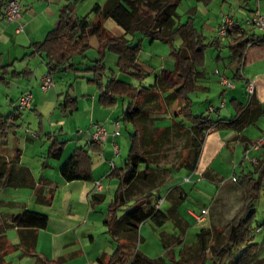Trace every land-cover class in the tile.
<instances>
[{"label":"trees","instance_id":"1","mask_svg":"<svg viewBox=\"0 0 264 264\" xmlns=\"http://www.w3.org/2000/svg\"><path fill=\"white\" fill-rule=\"evenodd\" d=\"M181 1L108 0L104 5H94L88 15L75 18L72 17L73 6L66 5L60 10L56 26L41 42L32 44L33 53L42 56L48 73L55 74L67 68L77 71L74 68V58L85 57L87 51L91 49L90 38L96 37L99 43V57L90 67L84 69L92 73V77L87 78V83L98 87L99 103L105 107L111 108L119 100H128L122 121L124 124H131L134 132L129 135V149L123 166L110 172L120 180V183L109 205V217L105 220L111 235L120 236L118 241L124 240L125 245L116 249L107 263L100 261L101 264H207L209 260L211 264H264V258L253 261L259 245L252 242L253 229L250 226L253 205L264 180V154L257 158L258 162L252 169L247 172L241 171L234 177V181L242 191L243 199L241 207L230 220L225 235H221L215 229L201 227L196 233V240L182 249L178 259L172 254L169 260L162 257L150 258L133 251L140 225L150 220L160 227L167 220V216L160 207L156 208L152 204L157 194L154 191L156 186L152 187L155 188L153 191L135 197L132 196L130 188L138 183L148 187L153 185V171L158 168L157 159L161 153V145L169 144L170 140L168 130L161 131L158 135L157 129L153 128L152 124L147 125L148 110L154 111L158 105L153 107L147 105L149 98L155 97L151 94L155 84L149 87L141 85L145 76L144 70L138 64L141 39L137 43L135 38L147 37L151 41L158 40L169 45L171 54L175 58V68L169 74L171 83L167 87L159 81L157 85L162 90L169 89L170 97L176 102L177 118L187 122L196 136L202 137L213 128L232 127L241 130L248 122V108L243 107L238 109V115L230 122H214L204 114L195 115L191 109L190 95L199 90L198 80L202 77L200 70L205 65L207 48H217L226 43L224 46L229 49L233 59L242 62L248 43L257 38L238 30L231 31L222 38L217 35L216 30V36L206 41V37L195 26L194 8L189 11L190 16L187 21L181 22L176 12ZM195 1L209 6L214 0ZM107 19L113 20L124 34L130 35L131 38H126L124 35L115 36L109 32L104 25ZM176 40H179L178 46ZM256 45H264V40L256 41ZM107 52L116 56L117 71L137 78L138 86L117 80L113 76L103 82L106 71L104 58ZM7 68L8 66L0 62V85H8L4 78ZM253 97L248 102L249 105ZM76 102V99L65 96L56 107L63 113L71 114L77 110ZM21 117L22 111L17 108L7 115L0 114L1 140H4L9 133L15 134L19 128L17 122ZM155 134H157L156 140L153 139ZM61 153L62 143L53 140L47 151L48 158L58 159ZM15 155V158H18V152ZM7 166L9 165L5 158L0 157V186L8 182V179L3 177V171ZM91 167L88 151L79 147L60 167L59 172L66 182L89 181ZM95 201H99L96 195L92 196L91 202ZM48 220L46 214L24 210L21 214L12 216L10 224L0 223V233L6 226L32 230L44 229ZM20 246L25 254L35 260V264H52L51 260L33 251L34 237L21 238ZM163 248L167 249V243L164 241Z\"/></svg>","mask_w":264,"mask_h":264},{"label":"crops","instance_id":"2","mask_svg":"<svg viewBox=\"0 0 264 264\" xmlns=\"http://www.w3.org/2000/svg\"><path fill=\"white\" fill-rule=\"evenodd\" d=\"M19 1L22 4V31L16 32L17 24L8 23L3 18L2 5L4 1L0 0V62L2 65L8 66L6 75L4 76L6 82L8 83L7 86L13 85L14 90L20 91L16 98V101L28 89L30 90L33 96L32 110L38 112L39 107V109L41 110V103L49 101L51 102V104L57 106V103H59V101H61L65 96H68L71 99H76L77 110L71 114H64L73 115L75 112L82 111L85 116L84 120L87 122V124H90L91 121L98 123H106L108 137L107 141L103 145L102 150H100L94 144L91 146L89 136L90 132L88 134L86 133V131H82L81 129H79L78 133L75 136V142L73 146L69 149V155L65 159H62L63 151L65 149L64 143L59 142L56 138L50 140L51 142L53 140H56L57 142L62 143V153L58 159H51L47 157L45 159L43 168L52 169L54 164L50 160L61 159L63 162L59 164L58 169V174L60 176V184H58V182L54 180L51 181L49 176L46 175V172H43V170L40 171L41 175L39 176V178H37L35 175H33L32 171L30 170V168H28V166H24L23 164H21V160L23 159L24 155L18 153V158H15L16 151H8L3 154L4 156H0L2 158H5L7 164L9 165L3 171V177H6L8 179V182L5 185L14 187L16 190L32 187V191L29 194H23V197L25 196V198H21L23 199V201L18 200V202H9L10 205H13V207L16 208L10 210L7 209L0 213L1 224H10L12 216L21 214L24 210L38 212L39 210H37V206L33 205L35 199L36 202L39 204L41 203L51 205L54 202L55 198L54 194L52 195V193H48V190L54 192L58 188H61V190H68V201H70V207L68 212L58 215L57 217H52L51 220L48 216V224L44 229L32 230L20 229L11 226L4 227L0 233V264H35V260L29 255L25 254L20 246L21 238L23 237L28 239L34 237L35 247L33 251L39 254L40 256L51 260L52 264H64L66 261H74L80 258H84L83 264H101L100 261L107 263L113 253H115L116 249H119V247H123L125 245L124 240L118 241L120 236L111 235L108 230V227L105 224V220L109 217V206L108 212L105 215V219L103 221V226H105L106 228L105 233L110 235L111 241L105 240L103 248L94 249V252L91 253L87 250H91L89 246L90 243H93L94 241L93 235L89 234L88 242L86 241V236L83 233H80L81 230L84 228H88L86 229L87 233L91 230V228H98V226L93 225L95 223L94 220L96 219L92 217V213L97 212L96 204L102 202L105 198V196L101 194L104 193V191L106 190L109 191L114 182L118 184L119 187L120 180L114 175L110 174V172L113 169L115 170L122 167H117L115 159L120 158L122 156V153H124V144H126L125 142H127V146L129 149V140L127 139L124 141V139H122L121 133L119 132L120 130H118V127L120 125L117 127L119 135L112 136L114 127L111 124L113 121L116 120L122 121V114L126 109V106H123L121 116H117L116 114L118 110V103L111 108L101 105L98 100V91H83L82 95L80 96H78L77 93L74 92V97L71 96L70 91L65 92V94L63 91H55L56 93H51L52 91L50 92V90H52L53 88H57V85L62 82L60 77H58L56 74H53V78L55 81L54 87L48 90L49 92L47 91L46 93H42L37 97L35 96V93L32 92L34 91L32 81H34L36 77H38L37 75H40L38 78V80L40 81V77H42L45 72H48V68L46 67L42 56L40 54L33 53L32 44L41 42L45 38L46 34L56 26L60 10L64 6H73L72 17L75 18L88 15L92 7L94 5H101V2H99V0H91L89 1V3L85 0ZM103 1H105V4L108 0ZM239 9V11L243 13H236L234 16L230 17L235 20H241L245 17H248L250 12L253 11L252 9H243L242 5H240ZM220 23L221 21L217 23L214 28V37L216 36V30ZM224 45L218 46L217 48L213 49L218 52L216 58L218 65H220L222 62L219 52L223 49L228 50L229 57L226 58L227 66L224 69H221V71L224 72L222 74H225V76L234 83V88H226L222 86L220 81L218 80V85L220 88H226L230 91L222 93V99L220 100L219 104L221 105L222 101H224L223 107H210L213 108V111L209 110L210 108L208 109V111L213 113L217 112L216 121L211 119L212 121L230 122L238 115L237 112L239 108H248V122L241 130L232 127L213 128L214 130H216V146L212 148V151L218 149L220 152H225L227 155H230L233 158L237 157L238 153L240 152L242 159L238 162L237 165L241 167L242 171H245V165L243 164H247V162H249L247 159V161H245L244 157V151L246 149H248V155L251 157L258 158L259 156L264 154V149H262L261 151H255L253 149H250V144L254 140L260 137L264 138V136L260 134L249 135L243 133V131H245L248 125L257 122L256 120L259 118V116L264 113V45H254L250 47L248 49L244 64L242 66L241 62L233 59L229 52V49ZM235 64H240V66L237 67ZM41 65H44L45 67L43 71L40 70L39 66ZM81 67L82 66H74L77 71H80L82 69ZM203 71L204 68L200 70V72L202 73L201 78L206 77ZM216 71L219 72L217 67L215 68L214 74H216ZM169 74L170 73H165L163 77H161L160 75V77L156 78L154 82L155 87L152 89L151 94L153 95V93L156 92L157 96H154L160 98L161 101L159 100L157 103L158 106L156 107V109L158 110H148L146 114V120L152 124L153 128L157 129V133L164 130L169 131L170 155L168 163L165 166L160 168L158 167L153 171L152 181H154L155 178L159 177L160 173H163V175L165 174V178L162 177L160 180H158L159 182L156 186V190H154L155 188H151L150 191L154 190L158 195V197L156 199H153L152 201V204H154V206L156 207L157 200L161 197V188L165 190L163 197L165 198V200L160 205V209L167 216V220L165 221V223L170 222L171 224H173L175 230H177L178 233H163L161 239L164 242H166L167 240L171 242L173 241L174 245L172 246H168L171 242H166L167 250L170 249L171 254L176 258V252L174 247H180V255V252L186 246L184 242V231L188 226V220L186 219L187 216L193 219L195 222L194 215L199 214L202 209H207L208 214L205 216L204 222L202 224H197L195 222L199 226L197 232L201 227L213 230V228H211L210 226L207 227L205 226V224L207 221L208 223L213 221V216L215 215V205L218 199L220 198L218 196L221 194L222 198L231 200L230 191L232 189L234 191L238 189V192L240 194V187L238 186L235 188L237 183L236 181H233V176H231L230 182H232L234 185L229 186L230 188L228 187L224 189L225 187L223 186L226 183L224 180L221 179L219 174L211 168L212 164L209 161L210 157H208L204 164V167L201 170H194L193 174L189 171L184 173V177L181 182L176 179L177 176L182 174V171H180V167H183V163L185 159H187L184 154V148H188L191 146V144H195V148L192 152V156L195 157L198 142L201 140V137L196 136L193 133L190 128V125L187 122L182 121L180 118H177V106L176 102L172 98L170 100V104H167L165 102V100L170 97L168 92L169 89L167 88L166 90H162L157 84L159 83V81H162L163 83L166 82V80L169 79ZM205 79V82H202L201 80L198 82L199 90L195 91L194 93L207 92L208 87L204 86L205 83H207V77ZM247 79L254 80L255 94L252 103L250 105L247 103V105L244 106L243 102H241L239 98L238 93H240L241 91L240 86L244 87V92L246 93L245 86ZM169 85H167V87ZM134 86H138V84ZM224 95L230 96L231 99L229 105H227V101L226 98H224ZM164 109L168 110L166 118L169 119V117H171V125L169 127L160 125V123L157 122L158 120H163V118L156 117V115L164 112ZM254 113L257 114L254 115ZM22 117L17 122L18 125H22ZM183 122L186 123V127L183 125ZM20 132L21 130L18 128V130L14 134V137L16 138L20 134ZM7 138L8 135L4 140H1L2 143L6 142ZM114 143L117 144L120 149L118 156H114L112 152V145ZM79 147L85 148L91 158V180L66 182L60 175V167L67 161V159L74 152V150ZM233 158L232 160H234ZM111 163H113V166H111ZM97 182L100 183L99 189L96 188ZM188 182L193 183V185L195 186L194 190L197 188V186L200 185L199 189L196 190L201 193V198L205 200V204H202V206H200V208L196 211L194 209L188 208L185 212H183L181 211V203L186 200L189 195V189H187L185 185ZM213 183L217 184L218 186H222V189H217L214 195H209L210 191L212 190L211 185ZM140 184L148 188V186H146L145 184ZM4 186L2 185L0 187ZM94 195L99 197V201H95L93 203L91 201L92 196ZM113 195L111 197V200L113 198ZM75 201L77 203H75ZM166 201H168L167 206L165 208H162ZM74 205L81 206L80 210L83 211V214H81L78 218L75 217L77 210L73 207ZM149 221L150 220L145 222ZM51 224H53L52 228ZM46 238H48V244L42 246L44 245ZM195 240L196 234L194 236L193 242ZM142 254L147 256V253L145 252H143Z\"/></svg>","mask_w":264,"mask_h":264},{"label":"rangeland","instance_id":"3","mask_svg":"<svg viewBox=\"0 0 264 264\" xmlns=\"http://www.w3.org/2000/svg\"><path fill=\"white\" fill-rule=\"evenodd\" d=\"M89 3L91 0H85ZM100 4L103 5L105 1L99 0ZM242 5L243 9H252L255 10L258 6L260 8V12L264 15V0H247L246 2L243 0H214L209 6H204L201 3L196 2L195 0H182L178 5L176 12L180 16L181 22H186L188 16H190L189 11L194 8V23L196 28L201 32L203 36L206 37V41H210L212 37H214V28L217 23L223 20L226 16H234L236 13L240 14L239 8ZM91 18V17H90ZM242 20V19H241ZM105 27L109 32L114 34L115 36L124 35L126 38H131L130 35L124 34V31L111 19H107L104 23ZM141 41L139 42V40ZM135 41L140 43V51L138 54V64L144 70L145 76L142 79V86L149 87L153 85L157 77H163L165 73H171L175 68V58L171 55L170 47L168 44L153 40L151 41L147 37L137 36ZM176 45L178 46L179 40H176ZM91 49L87 51L85 57L76 56L74 58L75 67L82 66L80 71L73 70L72 68H67L62 72L55 73L62 82L57 85V88H53L50 90L51 93H56L55 91H63L64 94L67 91H70L72 97H74V92L77 93L78 96L82 95L83 91H99L98 87L93 84L87 83V78L92 77V73L90 71H82L83 69L90 67L92 62L99 57L98 47L99 43L96 37L90 38ZM221 56V64L218 65L216 60L218 52L213 48H207L205 51V66L204 73L207 77V83L204 86L208 87L207 92H196L190 95L191 98V109L195 115L204 114L209 116L210 119L216 121L217 112H209L208 109L210 107L217 108L220 106V100L222 99V93L226 91H230L228 89H222L218 85L219 76L214 74L215 68L217 67L219 72L222 74L224 72L221 69H224L227 65L226 58L229 57L228 50L223 49L220 52ZM104 62L106 65V71L103 76V82L105 83L110 76L114 78L132 83L133 85H137L139 80L133 76L119 73L115 67L116 56L113 53H106ZM78 64V66H77ZM237 67L240 64H235ZM40 70L43 71L45 69L44 65L39 66ZM38 70V68H37ZM46 73V72H45ZM44 73V75H45ZM36 79L32 81V86L34 88L35 96L41 95L43 92L40 90V81L38 80L40 75H37ZM205 77V78H206ZM205 78H199L198 81L205 82ZM41 79V77H40ZM167 79V78H166ZM205 79V80H203ZM171 83V79L166 80L164 84L167 86ZM201 84V83H200ZM204 84V83H203ZM58 89V90H57ZM32 90V88H31ZM239 98L241 102H243L244 106L249 102L248 95L244 92V87L240 86ZM27 91H30L27 89ZM26 91V92H27ZM20 91L14 90L13 85L4 86L0 85V114L6 115L13 110H15L17 101L16 98ZM49 92V91H48ZM153 95L157 96V93L154 92ZM230 95V94H229ZM226 98L227 105L230 104V96L224 95ZM161 101L160 98L150 97L148 100V106H156L158 101ZM171 97L167 98L165 102L170 104ZM127 99L118 101V110L117 116H121L123 106H126ZM162 105V104H161ZM165 105V104H164ZM41 110L38 108V112H35L31 109L22 110V125H19V129L21 130L20 134L15 138L14 135L9 133L6 142L1 141L0 138V156H4L8 151H16L19 154L24 155L21 160L24 166H28L32 171L33 175L37 178L41 175L40 171H45L46 175L49 178L59 183L60 176L58 174L59 164L63 161L60 160H50L54 166L53 168H43L45 163V159L47 156V150L51 143L50 140L57 139L59 142L64 143V151L63 158L65 159L70 152V148L73 146L75 142V136L78 133V130L86 131L89 134V124L84 120L85 116L82 111L75 112L73 115L64 114L56 105L51 104V102L41 103ZM225 111V110H224ZM159 113V112H158ZM168 110L164 109V112L157 114L156 117L163 118L162 121H157L160 125L169 127L171 117H167ZM257 122L250 124L246 127L243 133L249 135L260 134L264 136V113H262L259 118L256 120ZM120 126L118 127L119 132L121 133L122 139L129 140V134L134 132L131 124H124L123 121L119 120ZM184 123V122H183ZM178 124V123H177ZM151 125V123L147 124ZM159 125V126H160ZM186 127V123L183 124ZM22 126V127H21ZM152 126V125H151ZM158 126V125H156ZM216 130L212 129L210 133H205L201 140L198 142L197 152L195 157L192 156V152L195 148V144H191L190 147L185 149V159L183 163V167H180V171L182 174L176 177L180 182L183 180L184 173L191 172L193 174L194 170H201L204 167V164L208 157H210L209 161L211 162V168L215 170L222 180L225 181L224 189L228 188L231 185H234L230 182V177H234L241 173V167L237 164L242 159L240 152L238 153L236 158L227 155L225 152H220L218 149L212 151V148L216 146ZM160 133V132H159ZM158 133V135H159ZM32 135H36V137H32ZM90 136V135H89ZM157 134L154 135L156 140ZM27 139V141H26ZM124 144V153L120 158L115 159L117 167L123 166L124 160L128 154V146L127 142ZM161 153L157 159L158 167H163L168 163L169 155H170V145L162 144L161 145ZM212 153V154H211ZM211 154V155H210ZM232 158L235 160H232ZM119 159V160H118ZM20 161V162H21ZM235 163H234V162ZM245 161H247L245 159ZM245 165V171H249L252 169L253 165L251 162H247ZM238 166V167H237ZM168 176V175H167ZM165 178V174L160 173L159 177L155 178L153 181V185L151 187H144L140 183L132 186L130 191L132 192V196H141L151 190L152 187L157 186L158 180L161 178ZM159 178V179H158ZM193 182V180H192ZM188 182L186 188L188 190V197L181 203V211L185 212L188 208L194 209L195 211L205 204V200L201 198V193L197 191L200 187L197 186V190H194L193 183ZM230 182V184H229ZM118 183V182H117ZM212 190L209 195H214L217 189L221 190L222 186H218L213 183ZM238 187L236 184L235 188ZM118 188V184L115 182L112 184V187L109 191H104L101 195H104L105 198L102 202L96 204L97 212L92 213V217L95 218L94 226H98V228H91L90 231H86L88 228H84L81 230L80 234H84L86 236V241L89 242L88 236L92 234L94 237L93 243H90V249L88 252H94V249L103 248L104 241H111L110 235L106 232L105 226H103V221L105 219V215L108 212V206L110 204V200L115 190ZM230 188V187H229ZM236 190V189H235ZM32 191V187H28L25 189H15L14 187H10L5 185L4 187H0V213L7 209H13V205H10L9 202H18V200L23 201L21 199L23 194H29ZM165 190L161 188L160 191V199L164 197ZM48 193L54 194V202L51 205L47 204H39L36 202V199L33 202L34 206H37L38 212H42L49 216L50 220L52 217H57L58 215L64 214L68 212L70 201H68V190H61V188L56 189V191H49ZM231 200H227L220 197L215 205V215L213 216V221L208 223L206 222L205 226L215 229L221 235H225L227 233L230 220L235 215V213L239 210L242 205V191L240 189V194L238 189L234 191L233 189L230 191ZM155 199L158 197L156 194ZM25 198V196L23 197ZM167 202H165L162 208L167 206ZM75 203H77L75 201ZM240 206V207H239ZM77 211L75 217L78 218L83 211L80 210L81 206H73ZM239 207V208H238ZM188 226L184 231V242L186 246L191 245L194 240V236L197 232L198 225L194 222L193 219L187 216ZM250 226L253 229L252 231V242L257 243L259 248L254 256V262L259 259L264 258V230L257 231L256 227L264 226V180L261 183V189L258 198L254 202L253 205V216L251 218ZM53 224H51V228ZM91 232V233H90ZM163 233H178L175 230L173 224L170 222H166L162 226L158 227L151 221L145 222L139 227L138 234L136 237V243L134 244L133 251L140 253H147V256L150 258H158L162 257L165 260H169L171 256L170 249L163 248V241L161 239ZM48 238L45 239L44 245L48 244ZM166 242H171L167 240ZM174 245L173 241L169 243L168 246ZM175 248V256L176 259L179 258V250L180 247L176 246ZM84 258H80L74 261H66L64 264H83ZM17 264V263H14ZM207 264H211L210 260Z\"/></svg>","mask_w":264,"mask_h":264},{"label":"built area","instance_id":"4","mask_svg":"<svg viewBox=\"0 0 264 264\" xmlns=\"http://www.w3.org/2000/svg\"><path fill=\"white\" fill-rule=\"evenodd\" d=\"M4 19L8 23H16V32L22 31V4L19 0H6L2 5ZM240 31L246 32L249 35H254L257 39L248 43L247 48L244 52L243 59L241 62V66L244 64V60L246 58L248 49L254 45H256V41L264 40V15L261 14L259 6L248 16L242 20H234L228 16L224 17L221 21L220 25L217 29V35L219 37H225L231 31ZM219 75L220 83L222 86L226 88H234V83L228 79L225 74H220L218 71L215 72ZM55 81L53 78V74L46 73L40 79V90L43 93H46L48 90L54 87ZM246 93L250 99L255 94V83L253 79H247L245 86ZM32 100L33 96L30 91L23 93L19 99L17 100L16 107L18 110H29L32 108ZM224 106V101H222L220 107ZM209 110L213 111V108ZM114 127V131L112 136H118L119 132L117 131V127L120 125L119 121H113L111 124ZM90 129V142L96 145L100 150H102L104 143L107 141L108 132L106 123H98L91 121L89 124ZM32 137H36V135H32ZM250 149L255 151H261L264 149V138L260 137L254 140L250 144ZM112 152L114 156H118L120 149L117 144L112 145ZM244 157L252 165H256L258 159L256 157H251L248 155V149L244 151ZM113 166V163H111ZM233 179V178H232ZM188 180V179H186ZM100 183H96V188L99 189ZM165 198L158 199L156 208H159L163 203ZM208 214L207 209H202L199 214L194 215L195 222L197 224H202L205 220V216ZM264 230V226L258 227L257 231Z\"/></svg>","mask_w":264,"mask_h":264}]
</instances>
